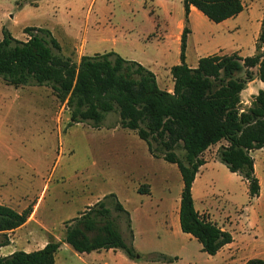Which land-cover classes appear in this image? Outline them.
Instances as JSON below:
<instances>
[{
  "label": "rangeland",
  "instance_id": "rangeland-1",
  "mask_svg": "<svg viewBox=\"0 0 264 264\" xmlns=\"http://www.w3.org/2000/svg\"><path fill=\"white\" fill-rule=\"evenodd\" d=\"M171 1L167 31H174L178 17L184 21L182 0ZM253 1L264 4V0ZM90 2H43L49 15L54 13L53 7L56 11L67 7L71 12L69 25L76 23L75 26L67 22L58 27L50 24L58 41L66 42L65 48L69 47L68 38H76V48L82 45L88 55L133 50L151 54L154 44H147L165 29L164 15L152 0H94L88 10ZM18 3L22 0H0V34L2 27H8L12 35L20 37L23 23H30L27 16L18 24L12 23L10 14ZM192 22L196 36L212 44L211 33L218 22L204 15L193 16ZM184 25L188 26L185 21ZM243 28L247 30L248 46L253 29ZM171 36L175 54L178 45ZM191 44L189 40L190 55ZM69 122V108L58 100L50 85L30 83L14 87L0 77V204L21 212L39 202L36 210L52 234L49 241H63L72 219L110 193L128 212L117 210L115 199L107 197L104 202L108 214L98 216L96 221L100 224L109 219L134 247L137 258H128L121 249L79 253L63 243L55 254L57 264H243L252 257L264 259V150H252L250 154L262 184L259 196L253 199L248 196L245 180L218 160V149L227 144L225 140L202 154L209 164L195 186L194 205L217 225L226 226L235 241L219 254L209 255L201 250L200 242L180 229L183 180L175 164L151 155L136 131L119 125L117 112L107 113L99 127L89 121L72 125ZM174 151L183 157L181 145ZM86 203L88 207L84 206ZM9 238L6 231L0 232V244L7 242L0 246V256L19 250ZM158 255L162 258L156 260Z\"/></svg>",
  "mask_w": 264,
  "mask_h": 264
},
{
  "label": "trees",
  "instance_id": "trees-1",
  "mask_svg": "<svg viewBox=\"0 0 264 264\" xmlns=\"http://www.w3.org/2000/svg\"><path fill=\"white\" fill-rule=\"evenodd\" d=\"M182 4L186 23L191 5L216 23L243 9L241 0H182ZM24 32L29 36L26 41L13 37L2 27V80L14 87L30 83L50 85L58 100L70 110L69 125L89 121L99 127L107 113L117 112L119 125L136 131L151 155L177 166L183 180L178 212L181 231L200 242L201 250L209 255L232 242L229 231L195 208L192 184L205 163L203 152L225 140L227 144L218 149V160L245 180L250 199L259 196L260 183L250 152L264 148V90L258 91L247 109L242 108L240 92L255 77L264 81V12L253 56L215 53L199 58L194 68L185 62L190 30L184 25L180 62L170 68L172 92L158 87L153 72L114 51L82 55L75 62L60 54V45L48 29L25 27ZM179 145L184 149L183 157L174 151ZM107 197L115 199L117 210L128 214L115 194L110 193L72 219L63 242L79 253L121 249L128 258L135 259L136 250L109 219L100 224L96 221L98 216L108 214L104 202ZM32 209L19 212L0 204V232L22 225ZM59 247V241L51 240L33 251L16 250L0 256V264H55ZM243 264H264V259L252 257Z\"/></svg>",
  "mask_w": 264,
  "mask_h": 264
},
{
  "label": "crops",
  "instance_id": "crops-1",
  "mask_svg": "<svg viewBox=\"0 0 264 264\" xmlns=\"http://www.w3.org/2000/svg\"><path fill=\"white\" fill-rule=\"evenodd\" d=\"M45 0H22L21 4H17L16 11L13 14H10V19L13 24H18L23 16H27L29 19L27 22L30 23H23L22 25V33L19 35L20 37H16L15 35H12L10 29L8 27L7 31L10 32V34L22 41H26L29 36L26 32H24L25 27H40L48 29L51 34L56 38V33H54V30L50 27V24H52L53 27L62 26L64 22H67L69 25V22L71 21V12L69 13L67 11V7H64L63 11H56L53 8H51V11L54 12L52 15L48 14L47 11L43 7V2ZM154 5L159 8V10L163 13L164 18L162 25L164 26L163 31L160 32L159 36L155 39L149 42L147 44L148 46H151V54H140L137 53L135 50L128 51L126 53H122L120 51H117L116 53L122 56L125 59L128 60H134L141 65H143L145 68L150 70L154 73L156 82L158 87L160 89L166 90L168 92H172L173 88V79L170 73V68L172 65L178 64L180 62V35L184 26V21L180 17H178L175 21L174 25V31H167V19H170L171 12L170 6L172 5L171 0H152ZM243 4V9L241 12H239L237 15L229 17L227 19H224L223 22H218L216 24L213 33H211V39H214V42L210 44V40H200L196 36L195 26L192 22V17H201L203 14L196 9L194 6L189 7L188 12V28L190 32L187 34L186 37V48L184 51L185 54V62L186 64L192 68L196 67L198 64L199 58L211 55V54H231V53H237L239 56L245 57L250 56L255 53V41L259 34L260 27H261V20L263 18V12H264V4L263 5H257L253 0H241ZM94 3V0H91L90 5L88 7V10L92 7V4ZM70 11V10H69ZM179 16V13H178ZM88 19V14H85L84 21L86 22ZM76 23H72L69 26H75ZM3 26V25H2ZM5 26V25H4ZM244 27L252 28V33L250 35L249 39V45L247 46L246 40H247V30ZM251 26V27H250ZM173 35V37L171 36ZM171 38H174L177 42L176 45H178V49L176 48L175 54L174 51L172 52L171 48ZM63 37H66V34L63 35ZM2 38V30L0 34V39ZM58 41V39L56 38ZM60 40V37H59ZM76 38H68L66 41L69 44L68 48H65L64 43L66 42H60L58 41L60 45V52L61 55L64 57H69L73 61L78 62L80 57L82 55H88L84 52L82 49V45L80 47L74 45L73 42ZM189 40H191V55L189 54ZM73 42V43H72ZM71 44V45H70ZM247 49V51H246ZM73 54V55H72ZM178 58H177V57ZM176 58L173 63H169L171 59ZM259 90H264V81L259 80L258 78H253L249 82H247L245 88L240 92V100L241 104L248 105V107L251 105V101L253 97L258 93ZM220 143V142H218ZM217 143V144H218ZM211 147V146H210ZM255 150H264V148L261 149H255ZM207 151V150H206ZM205 152V151H204ZM203 152V153H204ZM252 152L250 154L252 155ZM203 157V156H202ZM205 160V163L200 166L198 172L196 173L195 179L192 184V196L194 199V190L195 186L198 182V179L201 176L202 170L205 168L207 164H209V160L206 158H203ZM217 160V159H215ZM254 171L255 174H257L256 170V163L254 159ZM237 175L236 173H234ZM239 176V175H238ZM240 177V176H239ZM259 177V176H258ZM259 179L260 183V192L262 189L261 179ZM195 201V200H194ZM38 207L40 206V203H37ZM35 205L33 208V211L28 216L27 220L20 225L19 227L6 231L8 233V236L10 237V243H14L16 247H18L19 250H23L26 252L33 251L39 248H42L48 241L49 236L52 235L44 221H42L38 216V209L36 210ZM88 207V203H86L84 206ZM197 210L198 208L195 207ZM201 213V211H199ZM222 229L226 230V226L218 225ZM42 229V230H41ZM42 233V234H40ZM44 233H46L44 235ZM31 238V239H30ZM60 246L65 243L63 241H60ZM235 243L234 238L232 237V242L224 245L217 253ZM6 246V245H5ZM60 247L58 248V250ZM57 250V251H58ZM112 250V249H109ZM115 250V249H113ZM11 250L9 253H12ZM56 254V253H55ZM55 264L56 261H55Z\"/></svg>",
  "mask_w": 264,
  "mask_h": 264
}]
</instances>
